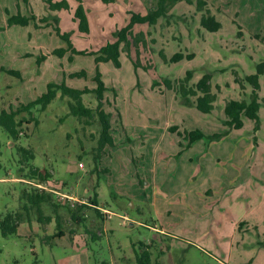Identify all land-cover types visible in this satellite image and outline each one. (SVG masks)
Segmentation results:
<instances>
[{"label":"rangeland","instance_id":"rangeland-1","mask_svg":"<svg viewBox=\"0 0 264 264\" xmlns=\"http://www.w3.org/2000/svg\"><path fill=\"white\" fill-rule=\"evenodd\" d=\"M57 1L29 0L27 6L0 0V68L20 73L0 70V111L33 100L48 82L96 87L94 55L72 54L69 60V51L51 54L67 45L54 26L70 34L76 49L96 51L113 40L128 12L145 14L157 0H65L67 7L50 6ZM206 2L204 9L220 22L216 31L200 25L203 10L180 0L152 25L132 27L141 34L130 53L142 65L137 74L126 51L120 67L99 64L112 145L99 149L95 93L82 95L93 110L90 118L71 115L70 99L57 91L44 107L16 115L17 139L0 125V218L16 210L23 217L16 234L0 233V264H137L135 253L148 244L151 264H264V0ZM80 3L87 33L74 19ZM30 11L36 18L27 25L7 26L8 15ZM43 16L49 20H38ZM174 52L193 57L168 61ZM41 54L47 56L38 62ZM261 63L258 130L246 117L241 127L227 130L225 103L249 100L252 85L244 77ZM81 69L86 76H68ZM186 70L189 87L210 74V112L181 102L177 86ZM197 128L204 136L188 143L187 132ZM32 168L49 176L30 178ZM34 188L51 194L55 206L41 205L48 223L37 221L34 210L27 219L20 206L22 190ZM103 208L112 212L109 219ZM57 226L64 235H53Z\"/></svg>","mask_w":264,"mask_h":264},{"label":"trees","instance_id":"trees-1","mask_svg":"<svg viewBox=\"0 0 264 264\" xmlns=\"http://www.w3.org/2000/svg\"><path fill=\"white\" fill-rule=\"evenodd\" d=\"M27 6H29V0H22ZM103 2L113 1V0H102ZM180 0H157L156 7L154 9H149L145 14L139 12H128V18L126 23L120 27L119 29L113 32L114 38L112 41H107L103 45H101L96 51H88L86 49H76L72 42L70 41V34L64 32L59 29V27L54 26V32L61 39L66 42V47H58L53 49L51 54H54L58 57H62L65 52L69 51L70 56L69 60L72 59V54L78 55H94L93 61L95 63V74L93 76V80L96 81L95 88H73L67 86L64 82L54 83L48 82L46 84V90L41 93L39 96L30 100L26 103H21L17 108L12 109H2L0 111V125L4 128V130L9 134V136L13 139L18 138V130L17 127L20 125L21 121L16 120V115L20 111H28L31 107L36 104H41L43 107L48 104L56 95L57 91L60 92V95L66 96L70 99L69 102V110L70 114L76 117H85L90 118L93 115V110L86 107L82 101V95L87 93H95V97L97 100V105L95 108V113L97 115V119L100 124V134H99V149L101 150L105 145H112V135L108 133L109 127V117L110 114L106 113L102 109V92L105 90L104 82L101 79V74L98 70V66L100 63L110 62L115 67H120V55L121 52L126 51V56L130 60L133 72L137 74L138 67L142 66L139 59L130 55L132 46L137 49V42H139L141 35L140 33H133L132 27L134 24L147 23L148 25H152L156 22L159 17H164L166 15L167 7H170L174 3ZM188 4H194L197 10H203L204 13L200 17V25L208 30V31H216L220 27V22L215 18L214 14L211 13L209 8H205L207 6L206 0H184ZM67 2L65 0L57 1L50 6L54 8L67 7ZM8 14V12H6ZM35 15L30 11L29 14H21L17 12L13 15H8L6 24L9 25H27L30 20H33ZM74 19L77 21L78 30L81 32H88V20L86 16L85 9H83L81 3L74 10ZM40 21L49 20L47 16H43L38 18ZM55 20V19H54ZM48 23V22H47ZM47 54H41L38 56L37 61H43L46 58ZM160 56L165 58V56L160 52ZM193 57L192 53L182 54L181 52H174L169 58L170 62H177L183 58L191 59ZM150 66V64H147ZM263 63L257 66V71L254 74H248L244 77L245 81L252 85V91L250 94L249 100H228L223 108V112L225 115V119L222 121L223 126L226 127L227 130L231 128H239L242 126V118L246 117L248 119L254 120L255 124L253 129L256 131L259 128V116L258 110L260 108V103L258 102V96L256 90H258V73L262 71ZM144 68L146 66H143ZM1 71H5L6 73L15 75L17 77L20 76L18 70L15 69H4L0 68ZM69 77H79L86 76V72L81 69L80 71L71 72L68 74ZM191 76V72L189 70L185 71L184 77L180 82H178L177 92L181 99V102L188 106H195V108L203 113H208L213 108V101L215 99L214 94L211 93L209 86L210 74L204 73L193 85V87H189L187 85V81ZM155 84L159 82L157 80L154 81ZM162 84L168 89L172 88L171 81L167 78L162 79ZM194 96L195 99L192 100L190 97ZM172 129V127H170ZM188 134V143H192L195 140H198L204 136V133L200 129H193L187 132ZM25 153L26 158H32V154L29 150L25 148H21ZM99 150V151H100ZM22 168H20V171ZM38 176L40 179H45L49 176L47 172L46 175H43L37 168H32L29 173L30 178H35ZM20 201H22L21 208L25 212L27 219H29V212L34 210L37 213V221L48 223L50 218L49 216H43L41 205L42 204H51L55 206L54 203L51 202V194L41 189H32V190H22L20 195ZM93 205H95V199L90 200ZM22 213L19 211H9L4 214L2 218H0V233L2 236H8L17 233V229L20 226L22 221ZM80 220L79 218H74ZM57 220V219H56ZM58 222V220H57ZM59 223V222H58ZM59 226L60 223H59ZM58 227V226H57ZM53 235L62 236L64 232L60 230L58 227ZM145 245V244H143ZM149 244L145 246L146 249L139 248V252L135 253L136 263L137 264H151V252L149 250Z\"/></svg>","mask_w":264,"mask_h":264},{"label":"built area","instance_id":"built-area-1","mask_svg":"<svg viewBox=\"0 0 264 264\" xmlns=\"http://www.w3.org/2000/svg\"><path fill=\"white\" fill-rule=\"evenodd\" d=\"M38 186H40V185H38ZM41 187V186H40ZM64 197V196H63ZM66 197H69L70 199L72 198L71 196H66ZM101 212H102V215H103V217L105 218V219H109L110 217H111V215H112V212H110L109 210H107V209H101ZM121 218H123V219H126L127 217L126 216H124V215H121L120 216Z\"/></svg>","mask_w":264,"mask_h":264},{"label":"crops","instance_id":"crops-1","mask_svg":"<svg viewBox=\"0 0 264 264\" xmlns=\"http://www.w3.org/2000/svg\"><path fill=\"white\" fill-rule=\"evenodd\" d=\"M70 190H71L72 193H74L75 186L74 185H71L70 186ZM83 190L85 191V193H87V188H84Z\"/></svg>","mask_w":264,"mask_h":264}]
</instances>
